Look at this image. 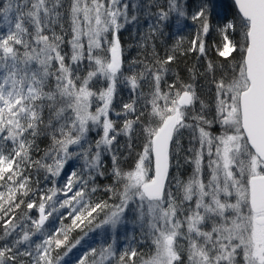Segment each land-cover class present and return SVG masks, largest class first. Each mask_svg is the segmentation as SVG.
I'll return each mask as SVG.
<instances>
[{"label": "snow or ice", "instance_id": "obj_1", "mask_svg": "<svg viewBox=\"0 0 264 264\" xmlns=\"http://www.w3.org/2000/svg\"><path fill=\"white\" fill-rule=\"evenodd\" d=\"M89 233L75 264H264V0H0V264Z\"/></svg>", "mask_w": 264, "mask_h": 264}, {"label": "trees", "instance_id": "obj_2", "mask_svg": "<svg viewBox=\"0 0 264 264\" xmlns=\"http://www.w3.org/2000/svg\"><path fill=\"white\" fill-rule=\"evenodd\" d=\"M225 2L227 3V4H229V6L231 5V0H225ZM235 11V9H232L231 7L229 8V18H231V15H232V13ZM124 39H125V41H127L128 40V34L127 33H124ZM171 41H169V43H170ZM136 55V50L135 49H133V50H131L129 53H128V57L130 58V57H132V56H135ZM194 55L195 54H190L188 57H186V58H184V61L180 64V69H181V74L182 75H185V73H184V71H183V69H184V66H185V63L186 64H188V65H191V63L193 62V60H194ZM233 55H235V53L233 54ZM221 60H223L224 58H220ZM230 59V58H229ZM122 142H123V140H122ZM187 143V141L185 140V144ZM42 147H43V145H42ZM139 150V148H137V151ZM131 163V159H128V160H126V161H124V166L127 168L128 167V165ZM83 235V233L80 231V230H75V231H73V233H72V236H71V238H72V240L74 241L75 239H77V238H79L80 236H82ZM89 235H91V233H89ZM88 235V236H89ZM89 245H94L93 244V242H91V243H89V244H87V245H84V244H82L81 245V247L83 248L82 250H80V248H79V250L78 251H76V252H74L73 254H72V256L70 257V259L72 260V264H75V257L77 256V255H80L84 250H86L88 247H89ZM146 250V249H145Z\"/></svg>", "mask_w": 264, "mask_h": 264}, {"label": "rangeland", "instance_id": "obj_3", "mask_svg": "<svg viewBox=\"0 0 264 264\" xmlns=\"http://www.w3.org/2000/svg\"><path fill=\"white\" fill-rule=\"evenodd\" d=\"M98 239H99V237L96 233H91V235H89L88 237L85 238V241H82V244L87 245L91 242H93V244H95ZM80 247L81 246H78L77 249H74L73 253L78 251ZM82 249L83 248L81 247L80 250H82ZM73 253L70 254V257L72 256Z\"/></svg>", "mask_w": 264, "mask_h": 264}]
</instances>
